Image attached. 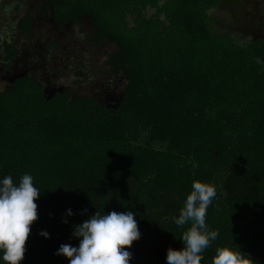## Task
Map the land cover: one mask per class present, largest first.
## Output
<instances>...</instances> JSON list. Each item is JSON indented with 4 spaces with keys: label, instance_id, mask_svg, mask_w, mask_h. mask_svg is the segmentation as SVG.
I'll list each match as a JSON object with an SVG mask.
<instances>
[{
    "label": "trees",
    "instance_id": "1",
    "mask_svg": "<svg viewBox=\"0 0 264 264\" xmlns=\"http://www.w3.org/2000/svg\"><path fill=\"white\" fill-rule=\"evenodd\" d=\"M161 1H45L60 27L91 19L92 40L115 46L104 65L126 85L114 110L69 91L48 99L31 76L0 93V180L30 174L41 192L21 264H69L59 247H78L73 226L96 211L135 215L130 264H167L168 248H183L188 225L175 236L172 218L194 180L217 193L206 224L219 235L201 264L218 246L264 264V40L217 32L209 11L223 0ZM31 19H19L25 37Z\"/></svg>",
    "mask_w": 264,
    "mask_h": 264
},
{
    "label": "rangeland",
    "instance_id": "2",
    "mask_svg": "<svg viewBox=\"0 0 264 264\" xmlns=\"http://www.w3.org/2000/svg\"><path fill=\"white\" fill-rule=\"evenodd\" d=\"M44 2L0 0V92L11 89L17 78L30 75L43 87L48 99L57 92L72 90L70 100L88 96L110 110L116 109L126 82L104 65L115 46L92 41L97 29L88 17L60 28L51 10L43 11ZM27 13L32 15L30 38H25L18 27L19 19ZM143 15L150 19L156 10L147 7ZM209 15L217 32L230 33L242 46L264 39V0H223ZM160 18L165 22L164 16ZM134 20L135 15L128 13L129 26H134ZM9 46L15 49L14 56L7 52ZM185 227L174 225L175 236H181L179 231Z\"/></svg>",
    "mask_w": 264,
    "mask_h": 264
},
{
    "label": "clouds",
    "instance_id": "3",
    "mask_svg": "<svg viewBox=\"0 0 264 264\" xmlns=\"http://www.w3.org/2000/svg\"><path fill=\"white\" fill-rule=\"evenodd\" d=\"M40 194L30 174H24L18 184L10 175L0 180V253L4 264H21L24 259L31 226L38 220L36 200ZM216 194L214 185L199 180L192 182L178 217L172 218L179 227L188 225L180 239L183 248L169 247L167 264H201V254L219 235L218 231L209 230L206 224L207 209ZM67 215H72L70 209ZM73 228L72 234L79 239V246L62 244L56 253L68 258L69 264H130L132 254L127 249L140 237L138 222L131 211H111L104 215L96 211ZM40 235L49 237L46 231ZM212 264L256 262L240 250L218 246Z\"/></svg>",
    "mask_w": 264,
    "mask_h": 264
},
{
    "label": "flooded vegetation",
    "instance_id": "4",
    "mask_svg": "<svg viewBox=\"0 0 264 264\" xmlns=\"http://www.w3.org/2000/svg\"><path fill=\"white\" fill-rule=\"evenodd\" d=\"M45 1H46V0H45ZM45 10H51V9H47V8L45 7V2H44L43 11H45ZM51 12H52V10H51ZM29 14H30V13H29ZM31 17H32V15H31ZM52 19H53V17H52ZM53 21H54V19H53ZM79 21H80V20H79ZM54 22H55V21H54ZM55 23H56V22H55ZM56 24H58V23H56ZM58 25H59V27H60V24H58ZM66 25H71V24H66ZM62 26H63V27H60V28L63 29L65 25H62ZM31 29H32V19H31ZM21 33H22V32H21ZM22 35H23V34H22ZM23 36H24V35H23ZM31 36H32V30H31ZM31 36H30V37H31ZM24 37H25V36H24ZM30 37H25V38H30ZM91 39H92V38H91ZM257 40H264V39L261 38V39H257ZM92 41H93V40H92ZM254 41H256V40H254ZM254 41H253V42H254ZM93 42H94V41H93ZM94 43H95V42H94ZM95 44H96V43H95ZM54 45H57V44H54ZM96 45H97V44H96ZM10 47H11V46H10ZM57 47H58V46H57ZM57 47H56V48H57ZM7 48H8V47H7ZM11 48H12V47H11ZM13 50H14V52H15V54H16V51H15L14 48H13ZM15 54H14V55H15ZM9 55H10V54H9ZM14 55H10V56H14ZM26 76H30V75H26ZM22 77H25V76H22ZM22 77H20V78H22ZM31 77H32V76H31ZM17 79H19V78H17ZM17 79H16V80H17ZM16 80H15V81H16ZM34 80H35V79H34ZM15 81H14V83H15ZM36 83H37V82H36ZM39 85H40V84H39ZM40 86H41V85H40ZM13 87H14V84H13ZM13 87H12L11 89H8V90L4 91V92H7V91H9V90H12ZM41 87H42V86H41ZM42 89H43V87H42ZM43 91H44V90H43ZM65 91H69V92H70V96H69L70 98L73 96V92H72V90H65ZM65 91H64V92H65ZM4 92H0V93H4ZM57 93H62V92H57ZM57 93H55L53 96H55ZM44 94H45V93H44ZM87 97H88V96H87ZM51 98H52V97H51ZM76 98H84V97H76ZM76 98H74V99H76ZM90 98H91V97H90ZM74 99H73V100H74ZM92 99H93V98H92ZM93 100H94V99H93ZM98 104H99V103H98ZM100 105H101V104H100ZM101 106H102V105H101Z\"/></svg>",
    "mask_w": 264,
    "mask_h": 264
}]
</instances>
